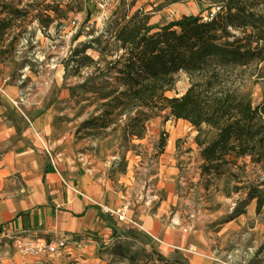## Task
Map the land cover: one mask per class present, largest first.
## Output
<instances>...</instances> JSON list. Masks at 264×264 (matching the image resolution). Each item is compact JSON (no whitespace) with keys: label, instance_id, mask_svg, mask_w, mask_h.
<instances>
[{"label":"rangeland","instance_id":"374dc122","mask_svg":"<svg viewBox=\"0 0 264 264\" xmlns=\"http://www.w3.org/2000/svg\"><path fill=\"white\" fill-rule=\"evenodd\" d=\"M2 1L28 14L16 23L17 27L6 37L7 52L0 63V83L15 87L35 103L39 101L43 109H49L52 114L64 116L65 120L71 121V124H55L60 129H75V134L79 132L80 139L97 142V147L92 150L100 158L117 151L129 153L133 168L137 166L142 169V165L150 159L149 155L157 150L160 139H164L163 166L168 164L164 169V176L169 191L163 189L159 197L164 199L167 195H172L171 202L165 209L170 214L169 221L180 229L194 220L195 227L204 230H170L174 234L173 241L166 239V230H160L156 239H153L157 250L168 257L178 248L190 261L198 258L212 264H264V207L260 214H256V202L252 201L240 219L229 221L232 210L245 198L248 187L255 186L264 190V167L251 164L247 158L244 160L246 166L243 170H235L229 166L224 168V172L238 175L236 181H228L221 176L206 183V179L200 178L201 162L194 143V129L189 124L176 122L171 118L166 122L162 117L150 120L147 124L149 137L143 145L133 143L135 140H122L118 126L126 122L125 115L113 117L117 125L116 131H111V128L103 132L78 130L84 121L101 113L103 109L100 105L104 102L98 101L97 93L91 89L96 78L93 65H89V68H77L78 63L71 61L72 52L80 44L99 37L102 41L106 40L116 22H121L138 9L149 12L150 25L159 26L175 21L183 14L207 17L215 9L209 10L207 2L197 3L195 0ZM243 2L252 4L253 12L264 19V0ZM48 4L57 5L62 11L67 8L81 11L65 13L63 18L55 20L44 30L39 26L37 18L44 20L43 8ZM49 15L54 16L52 13ZM2 16L5 17L6 14ZM15 37L17 42L11 49L8 42ZM86 55L92 60L98 58L97 53L92 50H88ZM227 78L228 86L242 95H249L253 106L263 101L264 62H253L248 67L229 70ZM189 86L190 78L181 73L176 78L173 92L167 96H180ZM8 148L10 144L1 145L0 153ZM157 152L159 153L158 150ZM238 163L242 165V161ZM235 187L241 190L234 192ZM225 192H229V196H225ZM77 240L82 241L81 247L79 250L74 249L72 258L60 254L55 257L58 262L54 263L49 259L48 264H118L111 262L110 237L92 238V242L80 237ZM192 243L202 250L197 248L192 251ZM30 258L32 257H22L17 253L11 237L0 238V264H30Z\"/></svg>","mask_w":264,"mask_h":264},{"label":"trees","instance_id":"16d2710c","mask_svg":"<svg viewBox=\"0 0 264 264\" xmlns=\"http://www.w3.org/2000/svg\"><path fill=\"white\" fill-rule=\"evenodd\" d=\"M195 1L207 2L209 10L215 12L207 17L183 14L159 26L150 25L149 12L138 9L116 22L106 40L96 38L72 52L71 61L78 63L77 68L93 65L96 78L91 89L98 101H104L101 113L84 121L78 130L116 131L113 117L125 115L126 122L118 127L122 140L128 142L142 140L148 122L155 117L165 122L169 118L181 120L196 133L200 178L206 183L221 176L236 181L238 175L224 172L225 167L243 170L247 158L251 164L264 167V99L253 106L249 95L228 86L227 72L264 62V19L243 0ZM78 11L81 9L62 11L48 4L43 8L44 20L37 18V22L46 30L65 13ZM27 14L0 0V63L7 52L6 37ZM15 42L17 37L8 47L13 49ZM88 50L96 52L98 58L92 60L86 55ZM181 73L190 78V86L182 95L168 97ZM164 147L165 141L160 139L159 153ZM239 190L235 187L233 191ZM263 199L264 190L248 187L229 221L242 216L252 201L256 202V214H260ZM111 240V262L190 264L179 250L164 256L150 236L137 230L115 228Z\"/></svg>","mask_w":264,"mask_h":264},{"label":"crops","instance_id":"0c3cea01","mask_svg":"<svg viewBox=\"0 0 264 264\" xmlns=\"http://www.w3.org/2000/svg\"><path fill=\"white\" fill-rule=\"evenodd\" d=\"M57 122L71 124L22 91L0 83V147L10 144L0 153V238L21 232L39 238L58 233L92 242V238H111V230L116 228L142 230L152 239L166 230V239L173 241L170 230H204L195 227L194 220L180 229L169 221L165 209L172 195L159 197L163 189L169 191L163 152L155 149L142 169L133 168L129 153L95 156L92 148L97 142L80 139L75 129H60ZM35 130L42 134L49 154L37 141ZM148 137L147 128L142 140L132 142L143 145ZM126 202L132 207L121 221L117 211ZM191 247L192 251L199 248L193 243ZM52 260L58 262L57 258ZM187 260L190 264H212L198 258ZM28 261L40 263L36 258ZM48 263L49 259L41 264Z\"/></svg>","mask_w":264,"mask_h":264},{"label":"built area","instance_id":"2783aa9c","mask_svg":"<svg viewBox=\"0 0 264 264\" xmlns=\"http://www.w3.org/2000/svg\"><path fill=\"white\" fill-rule=\"evenodd\" d=\"M31 126V125H30ZM32 128V126H31ZM37 141L41 144L44 152L49 154V150L45 147L42 134L39 131H34ZM132 207L131 202H126L122 209L117 211L119 220H124L125 214ZM13 246L17 253L22 257H32L39 260L41 264L44 260L54 259L60 254H66L73 257L74 249L79 250L81 240L77 238L68 237L58 233H52L45 238L30 237L25 232L11 236Z\"/></svg>","mask_w":264,"mask_h":264}]
</instances>
